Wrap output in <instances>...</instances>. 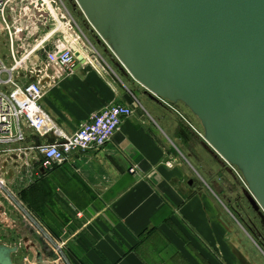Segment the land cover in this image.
Instances as JSON below:
<instances>
[{"label":"crops","instance_id":"0c3cea01","mask_svg":"<svg viewBox=\"0 0 264 264\" xmlns=\"http://www.w3.org/2000/svg\"><path fill=\"white\" fill-rule=\"evenodd\" d=\"M43 1L13 0L6 12L11 35L0 26L10 51L0 59L8 68L14 57L22 61L13 71L17 84H41V105L54 126L45 135L28 130L23 145L61 141L115 103L132 105L134 114L104 147L76 151L52 169L37 162L35 149L25 156L0 153V176L40 227L0 219V243L19 247L14 263L60 264L42 238L46 232L67 242L76 264H264L263 249L251 243L245 222L230 207V193L173 151L152 113L134 103L136 81L116 66L114 54L108 57L117 71L81 39L65 4ZM71 7L83 19L80 8ZM69 39L86 60L72 71L47 56ZM172 116L159 114L167 126L176 121Z\"/></svg>","mask_w":264,"mask_h":264},{"label":"water","instance_id":"95a60500","mask_svg":"<svg viewBox=\"0 0 264 264\" xmlns=\"http://www.w3.org/2000/svg\"><path fill=\"white\" fill-rule=\"evenodd\" d=\"M73 1L121 71L199 119L202 144L240 172L264 223V0ZM18 250L0 243V264H15Z\"/></svg>","mask_w":264,"mask_h":264},{"label":"built area","instance_id":"2783aa9c","mask_svg":"<svg viewBox=\"0 0 264 264\" xmlns=\"http://www.w3.org/2000/svg\"><path fill=\"white\" fill-rule=\"evenodd\" d=\"M12 1L0 0V26L6 29L10 35L11 28L6 18V12ZM75 46L74 41L67 40L56 50L48 53L49 61L72 71L78 61ZM14 59L15 65L10 68L0 59V153L15 151L19 154L23 153L22 155L25 156L29 150L35 149L39 154L38 159L36 158L37 162H41L44 168L52 169L55 165L64 163L76 151L86 152L104 147L120 130L123 121L134 114L132 105L115 103L83 121L73 135L62 134L64 139L61 141L28 148V146L23 145L28 139V130L45 135L53 132L54 126L41 105V99L44 95L41 84L30 82L19 85L15 82L13 71L22 61H17L15 57ZM4 73L8 74L7 78L2 77ZM6 85H10L11 89H5ZM131 94L134 97V103L142 107L140 100L133 93ZM163 102L164 105L174 108V104L167 101ZM232 168L238 171L236 168ZM131 171L135 172L136 170L132 168ZM238 173L240 172L238 171ZM0 193L5 195L11 207L15 206L19 209L23 205L20 200L15 198L8 181L1 176ZM22 209L26 212L23 213L26 217L29 212L24 205ZM3 212L8 214L6 209ZM28 220L33 223L36 222L33 221L32 216ZM43 234L61 254H64L65 244L63 242L57 241L46 232Z\"/></svg>","mask_w":264,"mask_h":264},{"label":"rangeland","instance_id":"374dc122","mask_svg":"<svg viewBox=\"0 0 264 264\" xmlns=\"http://www.w3.org/2000/svg\"><path fill=\"white\" fill-rule=\"evenodd\" d=\"M55 1L58 4H61L63 7H64L63 4H65L69 12L71 11L72 16L74 17L73 24L75 25V29L79 32L81 39L84 40L87 44L96 47L100 55L104 56L105 59L108 61V63L111 65V67L116 70V67L114 66L113 62L110 60L111 57H108L110 56L112 51L103 41H99V35L89 25V23L86 20V17L82 14L84 19L83 20L82 18H80V16H78L76 12L73 11L71 6L74 3V1L72 0L71 3L70 0H55ZM77 8L79 9L78 6ZM4 42H6V46ZM7 42L9 43V39L6 36L0 35V54L1 53L7 55L10 54L9 46ZM104 48H106L105 50L109 52V55L108 53H105ZM131 88L133 89L136 97L142 103L143 108L146 109L149 113H152V115L156 118L157 122L159 123L160 127L168 135L167 137L171 141L173 151L176 152V150H174V148H176L180 151L181 155H184L186 158L188 157L190 159V162H192V164L196 166L197 170L200 172L204 180L208 182L212 181L217 185L218 188L223 186V188L227 189L226 193H230L233 195H235L236 193H241L243 195L245 193L244 189L247 187L243 179L241 178L240 173H238V171H235L233 169L232 170L233 173L228 174L226 171L227 169L225 170V168L221 166V164L217 162L214 156L204 147V145L202 144V140H203L202 136H204V129L201 125V122L184 104L178 103L174 105V108L169 107V110L172 112L171 113L169 110L166 109L165 106L151 99L145 93V89L139 83L136 82L135 87L131 85ZM163 113H165L166 118L171 117L172 114L175 115L176 121L170 124V126H167L166 121L159 117V114H162L163 116ZM192 153L193 154L195 153L199 157V159L192 157L191 155ZM208 170H210V173ZM221 173L223 175H221ZM12 192L14 193L15 198L19 200L17 194L13 190ZM220 196L222 195L220 194ZM7 202L8 200L5 197V195L0 193V219L7 220L10 223V225L14 227H17L19 223L22 222V220H26L27 222H29V224H32V221L28 219L30 216H32V218L34 219V216L32 215V213L30 214L28 213L26 215L27 217L26 218L23 214L26 212L22 209L23 206L22 204H21L22 206L19 207V209H17L15 206L8 207V209H6L8 214H4L3 208L4 206L6 207L8 205L9 202L8 203ZM230 207L234 209L232 206ZM22 223L24 224V221ZM32 228L40 231V227L38 226V224L33 225ZM247 230L250 233V237L252 240L251 243L254 246H258V248L259 247L262 248L264 251V247L261 244L260 240H258L256 236H254L248 228ZM41 235L44 242H46V244L50 246L49 248L50 251L49 250L48 251L50 252V255H54V260L56 263L57 262H60V264L77 263L78 258H75L72 255L73 251L71 252L66 241L59 240L60 242H63L65 244L64 254H61L56 249L55 245L50 240H48L44 234L41 233ZM17 239L18 238H14L13 241H18Z\"/></svg>","mask_w":264,"mask_h":264},{"label":"flooded vegetation","instance_id":"af4514ba","mask_svg":"<svg viewBox=\"0 0 264 264\" xmlns=\"http://www.w3.org/2000/svg\"><path fill=\"white\" fill-rule=\"evenodd\" d=\"M194 155L195 158L199 159V157L196 154ZM217 162L219 161L217 160ZM208 171L210 172V170ZM226 171L228 174H231V172H229L228 170ZM221 175L223 174L221 173ZM228 200L232 204V207L234 208L236 213H238V215L242 217L245 223L256 233L257 236L261 237V239L264 240V223L262 219L257 215L254 208L249 203L246 194L245 193L243 195L241 193H236L235 195L230 194L228 196Z\"/></svg>","mask_w":264,"mask_h":264}]
</instances>
